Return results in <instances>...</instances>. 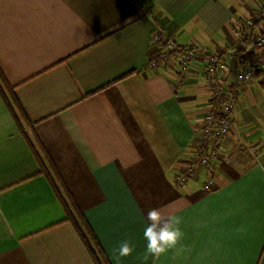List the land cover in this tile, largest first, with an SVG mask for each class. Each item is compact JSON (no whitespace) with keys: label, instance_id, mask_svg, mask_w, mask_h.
I'll return each mask as SVG.
<instances>
[{"label":"crops","instance_id":"crops-1","mask_svg":"<svg viewBox=\"0 0 264 264\" xmlns=\"http://www.w3.org/2000/svg\"><path fill=\"white\" fill-rule=\"evenodd\" d=\"M262 6L0 0V264H93L35 175L38 145L109 264H264V85L240 88L234 122L204 167L199 131L212 98L201 64L147 66L157 30L180 48H229ZM152 208L180 217L183 237L145 259ZM125 240L133 252L118 259Z\"/></svg>","mask_w":264,"mask_h":264},{"label":"built area","instance_id":"built-area-1","mask_svg":"<svg viewBox=\"0 0 264 264\" xmlns=\"http://www.w3.org/2000/svg\"><path fill=\"white\" fill-rule=\"evenodd\" d=\"M152 40L156 53L148 59L149 68L186 71L194 63L201 64L203 79L215 99L199 131V144L205 154L199 155L197 162L207 167L211 156L222 148L234 122L240 88L254 80L264 85V6L244 18L239 26V39L229 48H180L161 30L152 35ZM217 114L219 119L215 118ZM187 172L186 169L181 173L178 181L183 182Z\"/></svg>","mask_w":264,"mask_h":264},{"label":"trees","instance_id":"trees-1","mask_svg":"<svg viewBox=\"0 0 264 264\" xmlns=\"http://www.w3.org/2000/svg\"><path fill=\"white\" fill-rule=\"evenodd\" d=\"M217 101L218 99L216 98V102ZM214 103L215 99L212 98L210 101V105ZM206 115L207 113L205 114V116ZM215 118L219 119V114L215 115ZM38 149L42 152L44 162H38V164L41 165L40 171L37 172L35 175H42L46 179L47 183L49 184L52 190V193L54 194L55 198L58 200L63 209V212L66 216L64 221H67L72 225L77 236L83 243L92 263L109 264L107 257L103 253L99 242L97 241L96 237L94 236L87 222L85 221L84 216L80 211L78 205L64 186V182L56 166L52 163L49 154H47V152L41 147V145H38ZM200 151L203 154V150L200 149L199 152Z\"/></svg>","mask_w":264,"mask_h":264},{"label":"clouds","instance_id":"clouds-1","mask_svg":"<svg viewBox=\"0 0 264 264\" xmlns=\"http://www.w3.org/2000/svg\"><path fill=\"white\" fill-rule=\"evenodd\" d=\"M143 239L146 242L145 259L149 256L159 258L169 250L176 249L182 240L181 219L175 215L165 216L159 208L147 211L144 217ZM133 252L131 243L121 242L116 251L117 258L130 256Z\"/></svg>","mask_w":264,"mask_h":264},{"label":"rangeland","instance_id":"rangeland-1","mask_svg":"<svg viewBox=\"0 0 264 264\" xmlns=\"http://www.w3.org/2000/svg\"><path fill=\"white\" fill-rule=\"evenodd\" d=\"M204 118H205V116L203 117V120H204ZM202 124H203V121H202ZM190 165H191V164L189 163V164H187L186 166H182V167L180 168L181 173H184V172L186 171V169L188 168V166H190ZM182 171H183V172H182ZM178 178H179V177H178ZM186 179H187V176H185L183 182L178 181L177 184H180V185L184 184V183L186 182Z\"/></svg>","mask_w":264,"mask_h":264}]
</instances>
